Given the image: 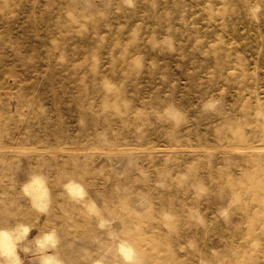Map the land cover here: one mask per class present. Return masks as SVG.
<instances>
[{"label": "rangeland", "instance_id": "1", "mask_svg": "<svg viewBox=\"0 0 264 264\" xmlns=\"http://www.w3.org/2000/svg\"><path fill=\"white\" fill-rule=\"evenodd\" d=\"M0 264H264V0H0Z\"/></svg>", "mask_w": 264, "mask_h": 264}]
</instances>
